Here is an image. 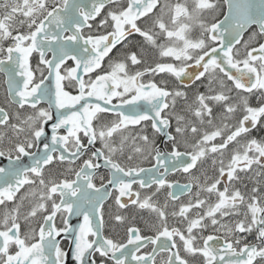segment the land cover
I'll list each match as a JSON object with an SVG mask.
<instances>
[{
	"label": "snow or ice",
	"instance_id": "6c2138e0",
	"mask_svg": "<svg viewBox=\"0 0 264 264\" xmlns=\"http://www.w3.org/2000/svg\"><path fill=\"white\" fill-rule=\"evenodd\" d=\"M0 74V264H264V0H0Z\"/></svg>",
	"mask_w": 264,
	"mask_h": 264
},
{
	"label": "flooded vegetation",
	"instance_id": "af4514ba",
	"mask_svg": "<svg viewBox=\"0 0 264 264\" xmlns=\"http://www.w3.org/2000/svg\"><path fill=\"white\" fill-rule=\"evenodd\" d=\"M221 19H222V16H221ZM247 38V37H245ZM136 40L139 39V37H136L135 38ZM121 49L118 47L116 51H120ZM115 55V53H114ZM153 56V59H156V55L155 54H152ZM168 62H171V61H168ZM33 63H35V61H33ZM3 75L0 74V106H3L6 102V85L3 84ZM189 95L191 96V93H189ZM46 107V105H44ZM143 166L147 167L149 166L148 163L146 162ZM206 167H209L210 168V162L208 165H206ZM105 174V170H101L99 173H97V183H99V176L100 175H104ZM250 175H253L254 176V173L253 174H250ZM170 179H173V180H179L180 183H185L186 182V178L183 177V176H180V175H170L169 176ZM246 183L249 184V186H251V183L252 181L247 179L245 180ZM111 204V201H108L105 205V221H106V228H105V234L106 235H110V236H114L115 238L117 239H122L124 237V233H125V229H126V226L125 225H117L114 221H112L110 219V216H109V212H108V205ZM7 207L10 209L13 207L12 204H8ZM3 209L0 208V212H2ZM146 219H147V213H143V214H140V215H137V218L135 220V224L136 226H139L141 227L142 230H144V225H145V222H146ZM32 225L34 226L36 224V221H32L31 222ZM133 223L131 220L129 221V224ZM21 224L23 225V220H21ZM25 230H26V226H25ZM145 234H149L145 231ZM251 239V238H250ZM62 244L67 247V242L66 241H62ZM146 251H151V248L148 247L147 249H145ZM159 259V258H158Z\"/></svg>",
	"mask_w": 264,
	"mask_h": 264
},
{
	"label": "water",
	"instance_id": "95a60500",
	"mask_svg": "<svg viewBox=\"0 0 264 264\" xmlns=\"http://www.w3.org/2000/svg\"><path fill=\"white\" fill-rule=\"evenodd\" d=\"M73 224L76 223V219L75 218H72V221H71Z\"/></svg>",
	"mask_w": 264,
	"mask_h": 264
}]
</instances>
